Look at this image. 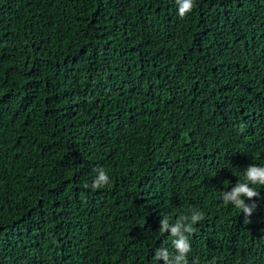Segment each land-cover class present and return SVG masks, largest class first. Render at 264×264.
Masks as SVG:
<instances>
[{
	"label": "trees",
	"instance_id": "16d2710c",
	"mask_svg": "<svg viewBox=\"0 0 264 264\" xmlns=\"http://www.w3.org/2000/svg\"><path fill=\"white\" fill-rule=\"evenodd\" d=\"M251 164L264 0H0V264H163L193 209L188 264H264V187L222 200Z\"/></svg>",
	"mask_w": 264,
	"mask_h": 264
},
{
	"label": "clouds",
	"instance_id": "9594fccd",
	"mask_svg": "<svg viewBox=\"0 0 264 264\" xmlns=\"http://www.w3.org/2000/svg\"><path fill=\"white\" fill-rule=\"evenodd\" d=\"M178 7L180 18L186 17L195 7V0H175ZM243 131L244 125L240 126ZM91 185L84 184L85 188L91 187L93 190L106 187L110 184V177L103 169H97ZM257 187H264V165L251 164L243 173V179L239 180L230 191L222 193V200L225 206L231 205L240 210L245 216V224L250 223L249 218L253 214L255 205H249L247 201H254L260 195ZM204 215L201 211L193 209L190 215H182L174 223H170L165 216L160 220L159 231L170 233L172 237V249L170 252L167 247L161 246L156 249L154 260L163 261V264H188V256L192 251V244L189 235L194 231V225L201 222Z\"/></svg>",
	"mask_w": 264,
	"mask_h": 264
}]
</instances>
